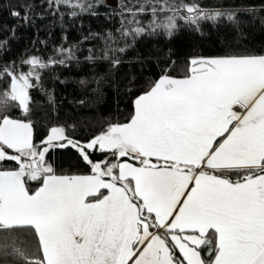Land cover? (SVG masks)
I'll return each mask as SVG.
<instances>
[{
	"label": "snow or ice",
	"instance_id": "1",
	"mask_svg": "<svg viewBox=\"0 0 264 264\" xmlns=\"http://www.w3.org/2000/svg\"><path fill=\"white\" fill-rule=\"evenodd\" d=\"M24 63L30 72L0 69L10 81L0 102L27 111L46 64ZM191 63L188 77L162 76L139 96L129 123L83 144L53 128L38 146L30 124L0 117V162L17 165L0 170V230H34L42 259L28 264H264V56ZM53 141L77 149L91 174L55 175L45 161ZM26 178L42 184L30 192Z\"/></svg>",
	"mask_w": 264,
	"mask_h": 264
},
{
	"label": "trees",
	"instance_id": "2",
	"mask_svg": "<svg viewBox=\"0 0 264 264\" xmlns=\"http://www.w3.org/2000/svg\"><path fill=\"white\" fill-rule=\"evenodd\" d=\"M189 6L213 14L197 18ZM258 55H264V0H0V69L26 73L32 66L24 62L32 57L46 64L35 69L39 79L28 90L27 111L9 97L0 102V117L29 122L38 146L53 128L83 144L111 125L129 123L140 95L162 76L188 77L195 59ZM9 84L0 76V100ZM60 143L67 145L57 141L47 153L53 173L91 174L78 150ZM88 151L94 162L105 158ZM108 158L115 157L109 152ZM16 167L0 162V170ZM41 184L26 186L34 193ZM208 238L212 244L199 249L206 262L216 242ZM38 259L33 229L0 230V264Z\"/></svg>",
	"mask_w": 264,
	"mask_h": 264
},
{
	"label": "rangeland",
	"instance_id": "3",
	"mask_svg": "<svg viewBox=\"0 0 264 264\" xmlns=\"http://www.w3.org/2000/svg\"><path fill=\"white\" fill-rule=\"evenodd\" d=\"M207 12H203V11H199V10H196L195 9V11H193V12H191V15H193V14H195L196 16L195 17H197V18H200V17H204L205 15L206 16H209V15H211L212 16V14H213V12L211 13V14H206ZM259 56H264V55H258V56H232V57H237V58H240V57H259ZM212 58H231V57H201V58H197V59H195V61H200V60H206V59H212ZM193 67H198V65H192V68ZM31 71V69L28 71V72H30ZM36 71V70H35ZM37 72V71H36ZM27 73V72H26ZM191 74H192V72H191ZM169 77H171V78H175V79H183V78H176V77H172V76H169ZM141 96V95H140ZM11 119V118H10ZM12 120H14V119H12ZM16 121H18V120H16ZM21 122H24V121H21ZM24 123H28V124H30L29 122H24ZM30 126H31V124H30ZM31 132H32V135H33V130H32V126H31ZM50 135H51V133H50ZM56 142L57 141H53L52 142V146L51 147H53L55 144H56ZM51 147H49V149L51 148ZM48 153V152H47ZM47 153L45 154V161H46V164L47 165H50L49 164V162H48V160H47ZM105 159V158H104ZM104 159H101V160H104ZM109 159V158H108ZM123 159H126V158H120V159H117V158H110L109 160H110V162H112V163H119V162H121V160H123ZM152 159V161L154 162V163H156L157 161H156V158L155 157H152L151 158ZM101 160H98V161H101ZM127 161L129 162V163H134L133 161H130V160H128L127 159ZM96 162V161H95ZM135 164V166H140L139 165V163H134ZM210 171V170H209ZM27 182H29V179H27L26 178V184H27ZM27 187V186H26ZM38 190V189H37ZM202 258V257H201Z\"/></svg>",
	"mask_w": 264,
	"mask_h": 264
},
{
	"label": "crops",
	"instance_id": "4",
	"mask_svg": "<svg viewBox=\"0 0 264 264\" xmlns=\"http://www.w3.org/2000/svg\"><path fill=\"white\" fill-rule=\"evenodd\" d=\"M154 163V162H153Z\"/></svg>",
	"mask_w": 264,
	"mask_h": 264
}]
</instances>
